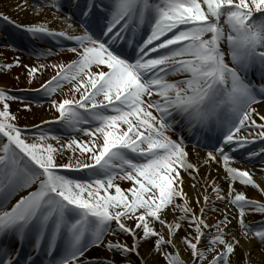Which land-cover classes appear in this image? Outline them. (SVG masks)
I'll use <instances>...</instances> for the list:
<instances>
[{
  "label": "snow or ice",
  "instance_id": "1",
  "mask_svg": "<svg viewBox=\"0 0 264 264\" xmlns=\"http://www.w3.org/2000/svg\"><path fill=\"white\" fill-rule=\"evenodd\" d=\"M29 7L15 4L17 12ZM63 7L32 0L36 16L55 11L29 24L0 13L31 41L74 44L67 63L24 65L29 83L55 69L34 92L56 115L31 139L11 111L21 98L0 87V264H117L90 259L94 249L124 264H252L254 242L264 255V199L236 187L264 198V0H71L62 19ZM58 20L64 29L51 27ZM66 82L69 92L53 98ZM55 129L72 138L62 144ZM53 142L72 150L67 163L57 162ZM189 142L209 149L203 165L222 166L228 182L224 189L205 178L196 208L181 175L197 180L200 171ZM237 153L259 160V169L233 166ZM217 201L236 209L231 218ZM209 212L222 218L209 223ZM255 214L261 219H246Z\"/></svg>",
  "mask_w": 264,
  "mask_h": 264
},
{
  "label": "rangeland",
  "instance_id": "2",
  "mask_svg": "<svg viewBox=\"0 0 264 264\" xmlns=\"http://www.w3.org/2000/svg\"><path fill=\"white\" fill-rule=\"evenodd\" d=\"M69 5L71 0H65ZM6 0H0V13H4L12 17L20 24H29L32 22H40L39 20H43L44 17L36 16L32 9L29 8L27 13L17 12L15 10V6L12 8L6 5ZM29 4H32V0H29ZM49 12H54V9H48ZM68 12L65 10H61L56 15L61 17L62 19L66 17ZM37 18H39L37 20ZM68 44V45H67ZM74 46L73 42L66 41L61 39L59 42L53 41L50 38L47 42L41 41H31L28 36L21 32L19 29H16L13 25H7L5 22L0 21V66L5 64H12L13 67L10 69H3L0 67V87H7L10 90L11 94H15L23 100H17L16 102L11 103V111L13 114L17 116V125L21 129L24 130V135H26L29 139L36 134V125L42 124V117L44 115H48L53 119L56 113L54 110L49 109L48 99L43 97L42 95L38 96L34 90L39 88L41 84L45 83L53 75H55V69L49 67L46 71L37 72L35 78L29 83L28 78V70L24 67L27 65L29 67H35L38 65H50L53 63H67L73 56L71 53L67 52V48ZM50 50L52 55L44 54L46 51ZM17 59L19 60V65H16ZM257 84L260 83L258 77L254 80ZM71 88V84L65 83L61 88L57 89L54 97L55 99H60L64 96L65 93H68ZM31 101V110L25 109V104ZM44 120V121H47ZM54 134L60 138L62 144L67 143L68 140L72 138L70 133L63 131L62 129H55ZM78 140L86 139L82 134L76 137ZM54 146L60 148L62 155L58 158V163H67L72 157L73 152L71 149L61 148L59 144L53 142ZM255 162L261 163L259 160H255ZM242 165H245L242 162V159L235 155L233 166L240 168ZM66 171V170H62ZM183 172L181 173V175ZM191 178V177H190ZM122 188H127L129 185L127 182H120ZM228 182L224 184V189H227ZM237 189L240 191H244L247 196L250 198H254L252 196L255 195V199L261 200L264 199L261 197L260 193L253 189L251 186H243L237 183ZM35 188V186H33ZM28 190H22L18 192L14 197H20L24 195ZM197 197L193 199L192 206L194 208L197 207L195 201ZM229 213V217L235 213L236 209L227 204V202H220ZM212 212L207 213L210 215ZM222 218V217H221ZM218 218H213L212 223ZM247 220H259L261 219L259 214L250 215L246 218ZM235 223V222H234ZM187 227V225H185ZM188 231H192L188 229ZM180 235H185V231L182 228ZM256 243V242H255ZM257 251L255 253L252 252L254 260L256 257H259L260 264H264V255L260 253L261 245L256 243ZM255 254V256H254ZM257 260V259H256Z\"/></svg>",
  "mask_w": 264,
  "mask_h": 264
},
{
  "label": "bare ground",
  "instance_id": "3",
  "mask_svg": "<svg viewBox=\"0 0 264 264\" xmlns=\"http://www.w3.org/2000/svg\"><path fill=\"white\" fill-rule=\"evenodd\" d=\"M6 2H7L6 5H8V7L12 8V6H15L17 0H6ZM31 5L32 4H30L29 8H31ZM23 12L27 13V11H23ZM52 13L53 12H49L48 9H45L44 13L42 15H40V16L44 17V19L51 20L52 19ZM38 19L39 18H37V20ZM39 21H41V20H39ZM69 22H71V21H69ZM51 27L53 29H55V30H62V29L65 28V24L62 22V20H58V21L52 23ZM74 27H76V29H77L75 34H80L81 30L78 29V26L74 25ZM71 31L72 30H69L70 34H71ZM255 74H258V73L255 72ZM50 118L51 117H49L48 115H44L43 114L42 120L44 121V120H47V119H50ZM188 151L190 153L191 159L194 162H196L197 159H198L197 155H196L197 153L199 154V158H201L200 171L198 173L197 180H193L192 178H190V176L187 173H183L182 174L183 179H184V191L188 194V196L190 198V203L193 204V199H195V197H197V193L199 192V193L203 194V192H204V180L209 175L212 178H215L217 180V182L221 185L222 188L224 187V184H226V181L224 180V172H223L222 166L217 165L215 163H213L211 165V167L203 165L202 158L206 154V152L203 149H201L198 146L193 147V144L191 142H189L188 143ZM237 156L240 157L242 159V162L245 163V165H242L240 167L241 169H246V170H249V171H256L257 169H259L260 163L255 162L256 159L249 160V159H247V154H241V153H237ZM257 179H259V173L258 172H257ZM193 184L196 185L195 188H193ZM31 190H34V189H31ZM24 195H27V192ZM252 197H254V199H255V195L252 196ZM17 199H19V197H14L13 196V198L11 200V203H15V201ZM213 199H214V197H213ZM215 206L218 209H220L221 211H227V210H225L226 208L219 201L216 202ZM208 216H211L213 218H218V219L221 218L219 212L211 213ZM212 220H210L209 223H212ZM121 239H123V237H121ZM248 248H249L248 245H246L245 248H243V249L238 248L237 249V258L238 259H242L245 256V253L247 252ZM255 251H257V246H256V243L254 242L253 245L251 246V252L255 253ZM140 252H141V255H145L146 248L144 246H142L141 249H140ZM105 256H107L109 259H113L114 258L117 261V264H124V262L122 261V258L119 255H116L115 257H113L111 253H106L103 249H99V250H95L94 249V250H92L91 253H90V257L89 258L93 259V260H96V259H101V258H103ZM254 256H255V254H254ZM129 259L135 261L137 259V257L132 256ZM147 259L149 260V264H151V258H147ZM250 259L252 261V264H260L259 261H258V260H260L259 257H256L255 260H254L253 255H251Z\"/></svg>",
  "mask_w": 264,
  "mask_h": 264
}]
</instances>
